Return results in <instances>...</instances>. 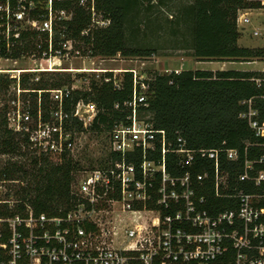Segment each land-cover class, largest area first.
I'll return each instance as SVG.
<instances>
[{
  "label": "built area",
  "instance_id": "1",
  "mask_svg": "<svg viewBox=\"0 0 264 264\" xmlns=\"http://www.w3.org/2000/svg\"><path fill=\"white\" fill-rule=\"evenodd\" d=\"M66 1L69 7L62 4ZM242 1L249 3L237 9L236 25L243 33L250 15L264 8V0ZM74 4L90 15L89 26L81 34L110 24L96 0H0V43L9 51L20 43L23 33H35L40 38L35 50L49 55V61L57 58L60 64L62 58L78 53L73 42L81 41L66 32ZM262 35L263 29L252 28L251 36ZM25 71L30 70L18 72ZM124 71L133 76L132 97L124 102L129 113L125 122H115L110 130L90 128L98 110L93 100L78 99L70 112L62 109L72 85L46 90L57 103L47 119L42 116L40 98L35 114L31 104L21 108L13 99L14 106L6 113L8 127L26 136L35 154H66L79 162V168L73 171L71 184L76 201L63 215L36 212L29 201L17 197L18 188L13 199L6 183L19 187V180L0 179V212H12L0 213V264H264V152L251 159L244 156L241 171L233 176L230 166L222 164L221 153L224 161L236 165L241 160L237 148L189 149L178 135L179 148L168 149L166 131L154 126L152 114L147 121L140 116L149 112L146 80L153 75L144 77L135 68ZM156 71L180 72L178 68ZM20 77H9L16 80V86H11L14 92L35 91L22 88ZM257 115L252 108L241 114L256 135L264 137V123ZM74 122L82 129L77 130ZM90 136H97L101 145L105 157L101 166L80 164ZM156 141L161 144L158 161L146 154ZM257 145L264 146V142ZM139 147L142 160L136 166L125 155ZM168 151L176 153L177 165L187 167L195 163L199 152L210 170L171 174L166 168ZM221 198L232 205L217 208L214 199Z\"/></svg>",
  "mask_w": 264,
  "mask_h": 264
},
{
  "label": "trees",
  "instance_id": "2",
  "mask_svg": "<svg viewBox=\"0 0 264 264\" xmlns=\"http://www.w3.org/2000/svg\"><path fill=\"white\" fill-rule=\"evenodd\" d=\"M143 1L96 0L97 9L110 18V24L106 27L93 28L87 35L81 34V31L89 26L90 15L82 7L74 4V15L67 23L66 32L72 38L90 45L92 55L108 57L117 54L151 55L158 46L135 43L139 28L132 26L134 17L150 16L152 13L151 0H146L149 6L145 5V8L142 5ZM167 1L170 0H158L160 5L163 2L166 4ZM62 4L65 7L70 6L68 1ZM246 5L249 3L242 0H192L185 5L182 14L183 20L188 21L190 27L189 48L193 55L205 61H250L264 58V47L251 48L238 43L241 33L236 25L237 9ZM137 18L136 22H139ZM146 21L148 24L150 18ZM147 33V29L142 31L141 37H146ZM36 36L35 33H23L20 43L15 44L9 51L2 41L0 55L16 58L26 51L35 49L38 40ZM46 45L42 38V46ZM50 74L52 75L41 76L38 80L31 79L27 73L20 77L22 88L35 90L29 92L34 96L32 113L35 114L40 98L44 119L49 117L51 108H57V103L46 90L70 88L72 84L70 74L59 72ZM14 80L2 74L1 88L7 87ZM146 82L149 106L145 108L151 112L154 126L166 131L168 149L179 148L178 135L184 139L185 147L189 149L237 148L241 160L236 165L231 166L224 161V154L221 153L222 164L230 166L233 176L235 172L241 171L240 162L244 156L251 159L264 152V146L257 145L264 142V137L256 135L248 119L241 116L251 108L256 109L260 123H264V70L183 69L179 73L156 71L153 78ZM132 89V72L124 71L120 84H117L112 71H106L99 82L91 83L89 89H72L69 96L63 98L62 109L70 112L78 99L93 100L98 110L90 128L97 131L110 130L115 122L126 121L129 111L124 102L131 99ZM37 90H42L39 96ZM116 104L118 108L115 107ZM74 126L77 130L82 129L80 123L74 122ZM23 147L27 149L23 150ZM34 151L29 147L27 137L10 129L6 113L0 112V153L12 156L30 154L24 160H8L0 168V179H18L20 184L15 194L29 201L36 212L63 215L76 201L71 193V184L73 171L79 168V162L66 154L44 155L35 154ZM112 154L115 158L119 157L117 152ZM146 154L148 158L158 161L161 158L160 142L156 141L155 148L148 149ZM200 154L195 153V163L187 167L177 165L176 153L168 151L165 154L166 168L174 175H180L187 169L194 175L205 169L210 170L209 162ZM125 160L138 166L142 160V149L139 147L127 152ZM214 202L218 204L217 208L232 205L227 198L214 199ZM0 213L12 212L4 210Z\"/></svg>",
  "mask_w": 264,
  "mask_h": 264
},
{
  "label": "rangeland",
  "instance_id": "3",
  "mask_svg": "<svg viewBox=\"0 0 264 264\" xmlns=\"http://www.w3.org/2000/svg\"><path fill=\"white\" fill-rule=\"evenodd\" d=\"M190 1L192 0H171L167 1L166 4L163 2V4L160 5L158 0H151L150 3L153 4V7L150 8V11H152L150 16L140 15V17L137 16L138 18L134 17L135 21L132 26L133 28H136L137 26L139 28L138 39L135 43H147L151 46H158L157 50L151 55L124 56L117 54L112 57L92 55L90 45L84 44L83 41H79L73 42L74 49L77 50L78 53L73 52L68 57L62 58L60 64L58 63L64 68L74 67L77 69L76 71L37 70L40 68H46L50 64L48 62L50 56L40 54L37 49H33L19 55L16 58V61H14L13 58L6 59L0 57V69L9 70V72H0V74H6L7 76L12 77L21 76L22 74L27 73L30 75L31 79L34 80H38L41 76L47 77L48 75H52L50 73L55 72L70 74L72 80L71 85L75 86L74 88L86 90L90 88L92 82H99L106 71H112L115 82L120 84L122 73L129 68H135L138 73L140 72L144 77L153 75L156 70H174L175 68H178L180 71L183 69L264 70V58H255L250 61H205L196 58L193 55L192 50L189 48L190 27H188V21L185 22L183 20L182 14V8H184L185 5L187 6ZM142 5L145 8V5H148V2L144 0ZM136 18L139 22H136ZM149 18L150 22L147 24L146 20ZM250 19V23L244 25L242 28L243 33L240 32L241 36L238 43L242 46L251 48L264 47V35L251 36V30L253 27H259L264 31V8L255 10L252 15H250ZM147 26L149 27L146 28ZM146 29L148 30V33L146 37L142 38L141 32ZM173 30H175V32ZM31 53H34V55ZM54 61L58 62L57 58ZM22 69H28L30 71L16 72L21 71ZM16 84L15 80L9 84L10 86L1 88L0 112L4 111L7 113L10 111L14 106V98L16 99V104H19L21 108L24 104L29 103L32 105L34 96L28 92H21L20 94L16 91L14 92L11 86H16ZM37 96H39V93H37ZM149 114L151 115L150 112H141V119L146 121L149 120ZM84 144L85 147L79 158L80 164L89 167L103 165L105 157L101 155L102 150L101 145L98 143V137L90 136ZM26 149L27 147L23 148V150ZM29 155L30 154L28 153L27 155L12 156L11 154L0 153V168L4 166L8 160H24L27 159V156ZM6 184L11 186L9 192L12 195H10V197L15 199L14 191L18 188L17 185H15V183Z\"/></svg>",
  "mask_w": 264,
  "mask_h": 264
},
{
  "label": "bare ground",
  "instance_id": "4",
  "mask_svg": "<svg viewBox=\"0 0 264 264\" xmlns=\"http://www.w3.org/2000/svg\"><path fill=\"white\" fill-rule=\"evenodd\" d=\"M50 63V64H49ZM49 65L46 67V68H40V69H37V70H66V71H76L77 69L74 68V67H67V68H64L62 66H60L58 64V62L54 61L53 59L51 61H49ZM56 63V64H55ZM229 64V63H228ZM15 71V70H14ZM18 72V71H16Z\"/></svg>",
  "mask_w": 264,
  "mask_h": 264
},
{
  "label": "crops",
  "instance_id": "5",
  "mask_svg": "<svg viewBox=\"0 0 264 264\" xmlns=\"http://www.w3.org/2000/svg\"><path fill=\"white\" fill-rule=\"evenodd\" d=\"M171 1V0H170ZM256 62H258V61H256ZM254 63V62H253ZM263 63H264V61H263Z\"/></svg>",
  "mask_w": 264,
  "mask_h": 264
}]
</instances>
